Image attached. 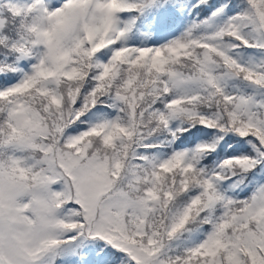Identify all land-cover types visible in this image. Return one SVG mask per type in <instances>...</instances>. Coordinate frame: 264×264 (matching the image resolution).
<instances>
[{
    "label": "snow or ice",
    "instance_id": "6c2138e0",
    "mask_svg": "<svg viewBox=\"0 0 264 264\" xmlns=\"http://www.w3.org/2000/svg\"><path fill=\"white\" fill-rule=\"evenodd\" d=\"M0 264H264V0H0Z\"/></svg>",
    "mask_w": 264,
    "mask_h": 264
}]
</instances>
